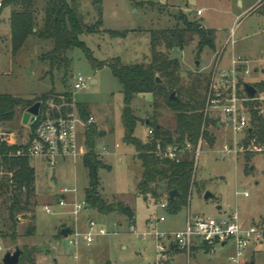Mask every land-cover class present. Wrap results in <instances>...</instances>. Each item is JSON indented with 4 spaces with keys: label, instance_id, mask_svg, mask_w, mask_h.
Here are the masks:
<instances>
[{
    "label": "rangeland",
    "instance_id": "1",
    "mask_svg": "<svg viewBox=\"0 0 264 264\" xmlns=\"http://www.w3.org/2000/svg\"><path fill=\"white\" fill-rule=\"evenodd\" d=\"M77 2L83 21L99 28L97 33L84 34L80 39L100 61L120 58L126 65L147 62L151 54L150 31L183 27L186 19L214 30L216 46L215 50L206 47L199 54L198 42L195 40L183 50L175 48L171 51L170 56L181 63V77L184 83L196 73H207L221 52L224 60L235 54L247 61V67L252 71L246 77L248 83L255 85L264 81V0ZM44 5L43 1L38 5V29L43 24ZM250 6L252 7L248 9ZM198 9L204 10L202 15L197 14ZM11 11L12 8H6L0 13V94L34 101L54 89L55 92L71 94L78 102L88 103L94 118L93 123L98 126L100 132L95 151L107 166L99 170L100 193L109 201L117 198L135 206L136 219L117 214L103 217L97 210L88 208L82 211L76 222L73 207L58 206L56 201L60 191L66 187L77 188L75 199L85 200V190L90 179L83 159L58 160L55 165L45 160H31L36 172V196L30 206L32 210L18 214L17 236L14 239L12 231L4 227L9 214L8 204H3L0 199V263L3 264L8 252L13 253L17 248L23 250L28 247L37 250L34 255L36 264H155V240L152 237L142 238L140 235L149 230L147 219L150 216L154 219L160 216L166 218L165 222L157 225V229L162 231L184 229L189 213L193 216L218 218V206H223L222 210L228 212L237 209L241 221L247 224L259 218L264 219V153L248 152L237 158L226 155L222 152L223 146L227 143L231 145L236 140L231 131H223L221 135L217 128L209 129L214 137L217 136L216 142L212 144L206 140L202 143L195 170V185L187 206L176 213L168 212L160 207V203L168 200L169 193L159 201H156L152 194H138L141 161L135 148L123 141L124 93L111 68L105 66L94 70L83 49L74 48L67 53L72 61L69 74L65 76L63 72L56 71L52 77L48 74L49 63L42 61L41 56L53 48V43L37 36H30L14 56L11 47ZM101 20L103 24L100 28L98 23ZM109 30L131 32L126 37H120L110 34ZM232 31L233 43L229 39ZM197 62L200 64L197 65ZM78 74L91 80L96 79L97 83L89 82L87 88L74 92L73 76ZM256 96L259 104L255 106L257 111H264V91H258ZM153 103L152 93L137 94L131 103L135 116L140 119L135 136L143 142L148 139L147 121L154 112ZM250 106L254 107V104ZM26 111L19 110L13 123L1 124L3 130L23 138L29 131L28 126L23 123ZM262 117L264 118V115ZM159 123L166 129L175 130L176 117L169 107L161 108ZM249 143L252 146V142ZM117 144L119 147H116ZM104 148L110 153L104 154ZM244 191L249 193L248 197L242 194ZM206 192L212 193L213 197L205 199ZM146 197L149 198L148 201ZM75 199L69 197L68 202L72 203ZM45 205L53 206V214L45 212ZM100 216L103 221L99 220ZM91 219L104 225L111 231L110 234L97 238L91 245L81 241L77 246L70 244L68 237L61 236L62 229L66 227L70 228L69 233L76 227L83 231L86 228L84 224ZM34 223L37 227L36 234L26 235L28 227ZM60 224L63 227L59 229ZM115 224L121 227L115 228ZM133 226L136 231H132ZM232 249L230 244L224 252L220 251L221 247L213 254L201 251L197 259L202 264H217L216 256L223 254L227 258V253H231ZM170 255L175 259V264H195L196 261L194 254L189 260L185 252L176 251ZM249 257L255 264H264V247L250 248Z\"/></svg>",
    "mask_w": 264,
    "mask_h": 264
},
{
    "label": "trees",
    "instance_id": "2",
    "mask_svg": "<svg viewBox=\"0 0 264 264\" xmlns=\"http://www.w3.org/2000/svg\"><path fill=\"white\" fill-rule=\"evenodd\" d=\"M41 1L45 3L44 18L41 28L38 29L37 13ZM94 1L102 2V0ZM78 7L77 0L4 1L0 13L6 8H12L10 14L12 53L15 56L30 36H37L41 40H49L53 43V48L41 56L42 61L49 63L48 74L52 77L56 71L63 72L65 76L69 74L72 61L67 53L74 48L83 49L94 70L110 67L122 85L124 93L123 141L135 148L141 161L142 175L138 184V194L143 196L152 194V197L159 201L165 194L176 190L179 196L174 199L170 196L167 198L168 212L176 213L188 205L191 190L195 185L194 155L185 151L179 161L162 159L155 153L157 143L160 142L164 146L177 145L184 149L188 142L197 147L201 136L205 141L214 144L215 137L209 130H203L204 124L207 128L210 124L204 116L205 90L210 74L196 73L184 83L181 77V63L178 59L172 58L170 53L175 48L183 50L195 40L198 42L199 54L206 47L215 50V31L203 27L199 22H188L185 19L183 27L150 31L151 54L147 62L126 65L120 58L100 61L80 39L84 34L97 33L99 28L86 24L79 14ZM102 24L103 21H99L98 27L101 28ZM108 32L114 36L126 37L131 31L109 30ZM157 78L161 82H157ZM254 86L257 91H264V81L255 83ZM141 93H152L154 96V112L149 119V128L153 129L154 137L152 140L147 139L146 142L135 136L140 119L135 116L131 107L134 97ZM57 94L59 93L53 89L34 101L10 94H0V124L13 123L19 110L25 111L36 101L45 102ZM173 94H175L174 98H172ZM66 95L71 97V94ZM258 105V102L254 103V106ZM163 106L169 107L175 114L177 125L174 131L166 129L159 123L160 110ZM78 107L82 117L87 121L91 116L89 104L79 102ZM252 113L253 127L249 135L264 143V118L258 115L255 109ZM99 135L98 126L95 123L90 124L86 130L88 153L83 158L90 179L89 186L85 190L87 207L103 215H125L133 219L135 210L132 207L117 198L109 201L100 193L99 170L107 166L95 151ZM19 148V145L8 144L0 136V199L3 204H8L9 214L4 227L12 231L13 239L17 236L18 214L32 210L30 206L36 196L35 168L28 158L16 156ZM33 219H36L35 216ZM36 230L34 223L28 227L26 235L34 236ZM60 234L62 236V232ZM36 253L35 248L24 247L19 264H36L34 258Z\"/></svg>",
    "mask_w": 264,
    "mask_h": 264
},
{
    "label": "built area",
    "instance_id": "3",
    "mask_svg": "<svg viewBox=\"0 0 264 264\" xmlns=\"http://www.w3.org/2000/svg\"><path fill=\"white\" fill-rule=\"evenodd\" d=\"M4 1L6 0H0V10ZM203 11V9H198L197 14L202 15ZM232 37L233 31L229 39L232 40ZM251 73L252 71L247 67V61L235 54L232 55L228 64H224L223 52L218 54L209 71L210 79L205 90L204 116L210 124L208 128L204 124L203 130L217 126L225 131H231L236 141L231 145L225 144L222 152L229 156L232 155L233 158L248 152L264 153V143L249 135L253 127V108L257 110L255 106L250 105L258 100L257 96L250 98L245 90L246 77ZM90 80L81 74L74 75L72 90L76 92L87 88L89 82L92 83ZM78 104L79 102L72 95L68 97L65 93H59L41 102L39 114L30 119L27 124L29 131L23 138L4 131L1 124L0 136L8 144L19 145L16 156L26 157L30 161L45 160L55 165L58 160L83 159L88 153L86 130L94 122V118L90 116L87 121L84 120ZM258 114L263 116L264 111H258ZM153 137L154 131L149 128L148 139L152 140ZM204 141L201 136L197 147L188 142L184 149L177 145L164 146L158 142L155 153L162 159L179 161L181 155L189 151L194 155L196 170ZM249 142H252V146ZM103 153L109 154L110 152L104 148ZM77 194V188L66 187L60 191L56 201L58 206L73 207L76 222L82 211L88 209L86 198L84 201H78L75 199ZM242 194L245 197L249 196L247 191ZM69 197H73L75 201L68 202ZM160 207L168 211V200L161 201ZM44 210L48 214H53L54 211L51 205H45ZM165 221L164 216L150 220L147 222L149 230L140 233L142 238L152 237L156 242L157 260L155 264H173L170 254L174 250L187 253L189 260L194 247H205L209 253L213 254L217 252L218 247L228 243L234 245V253L228 257L230 264H252L249 249L264 247V219L245 225L237 209L222 212L218 218L190 215L184 229L178 231L157 229V225ZM117 227L121 226L115 224V228ZM133 230L136 231L134 226ZM110 232L104 225L91 219L83 231L76 227L68 234V238L70 244L75 246L81 241L91 245L97 238L106 236ZM0 251H2L1 238Z\"/></svg>",
    "mask_w": 264,
    "mask_h": 264
},
{
    "label": "water",
    "instance_id": "4",
    "mask_svg": "<svg viewBox=\"0 0 264 264\" xmlns=\"http://www.w3.org/2000/svg\"><path fill=\"white\" fill-rule=\"evenodd\" d=\"M98 9H100V7H98ZM34 31H36V29H34ZM197 64H199V63L197 62ZM157 82H161V80L159 78H157ZM245 90H246L247 95L250 98H254L257 94V89L252 84L246 83L245 84ZM174 96H175V94L172 95V98H174ZM40 106H41V102L39 101L27 109L26 113L24 114V118H23V123L25 125H27L29 123L31 118L33 119V117H35L39 114ZM148 122L149 121H147V123ZM169 196L171 199H174L175 197L179 196V193H178V191L174 190V191L170 192ZM212 197H213V194L210 192H206L204 195L205 199H209ZM217 208H218V210H221L222 206H218ZM69 231H70V228L66 227V228H63L61 232H62V235L64 237H68ZM21 254H22V250H20L19 248H17L16 251L13 253L8 252L3 259V264H19Z\"/></svg>",
    "mask_w": 264,
    "mask_h": 264
},
{
    "label": "crops",
    "instance_id": "5",
    "mask_svg": "<svg viewBox=\"0 0 264 264\" xmlns=\"http://www.w3.org/2000/svg\"><path fill=\"white\" fill-rule=\"evenodd\" d=\"M252 6H250L248 9H250ZM247 9V10H248ZM230 58L231 57H229L228 59H226V60H224L223 59V62H224V64H228L229 63V60H230ZM242 58V57H241ZM199 64H200V62H198ZM199 64H197V65H199ZM206 69H207V67H206ZM209 71H210V68L207 70V73L206 74H209ZM264 72V71H263ZM92 83L93 84H96L97 83V80L96 79H93L92 80ZM248 83V82H247ZM249 84H251V83H249ZM253 85V84H252ZM56 93H61V92H56ZM147 124H149V122L147 123ZM214 128H217V131H219L220 132V134L221 135H223L222 134V132L223 131H225L224 129H220L219 127H214ZM213 128V129H214ZM149 129V128H148ZM209 132H210V130H209ZM225 132H227V131H225ZM216 136V135H215ZM217 137V136H216ZM216 137H215V142H216ZM223 137V136H222ZM206 142V141H205ZM208 142V141H207ZM118 145V144H117ZM117 145H116V147H117ZM108 166H110L109 164H108ZM110 169H111V166H110ZM141 175H142V166H141ZM149 200V198L148 197H146V201H148ZM125 204H127V205H129L130 207H132L134 210H135V206H132V205H130V204H128V203H126L124 200H122ZM222 209H223V206H222ZM219 210V214L220 213H222V212H225L224 210ZM228 212V211H227ZM114 215V214H113ZM191 215V213H189L188 214V217ZM114 216H117V215H114ZM125 216V215H124ZM103 217H106V215H103ZM125 217H127V216H125ZM187 217V218H188ZM135 219H136V211H135ZM154 218L152 217V216H150L149 217V219H147V222L148 221H150V220H153ZM260 219V218H259ZM258 219V220H259ZM99 220L100 221H103L104 219L100 216V218H99ZM254 221H257V220H253L251 223H253ZM245 225H249V224H251V223H249V224H247L246 222H243ZM63 224V223H62ZM62 224H60V226L58 227L59 229L60 228H62L63 226H62ZM84 224V223H83ZM123 224V223H122ZM86 225H87V223L86 224H84V228L86 227ZM57 228V229H58ZM232 245V252L231 253H227V258L223 255V254H219L218 256H216V261H217V264H230L229 263V261H228V257L230 256V255H232L233 253H234V245H233V243H228V244H224L222 247H221V250L220 251H225V249L228 247V245ZM176 251H178V250H174L173 252H176ZM201 251H204V252H208L207 250H206V248L205 247H202V246H197V247H194V249H193V252H192V255L194 254V257L196 258V261H195V264H202L201 263V261L200 260H198L197 258H198V254H199V252H201ZM226 252H227V250H226ZM209 253V252H208ZM191 255V256H192ZM172 259V261H173V264H175V259L174 258H171ZM252 264H255V261L254 260H252Z\"/></svg>",
    "mask_w": 264,
    "mask_h": 264
}]
</instances>
